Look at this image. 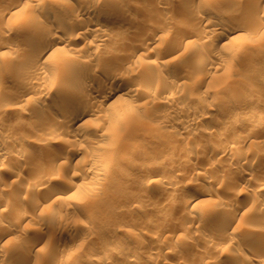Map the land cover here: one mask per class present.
I'll list each match as a JSON object with an SVG mask.
<instances>
[{
    "label": "rangeland",
    "instance_id": "obj_1",
    "mask_svg": "<svg viewBox=\"0 0 264 264\" xmlns=\"http://www.w3.org/2000/svg\"><path fill=\"white\" fill-rule=\"evenodd\" d=\"M6 1H8V3H12L15 0ZM60 1L63 3H68L69 1L74 0H37L35 1V5L33 7H26L25 3L24 7L20 9L19 13L9 14V18L7 17L4 20H0V120H3V125L0 126H3L2 128H0L2 129L0 131V138L3 139V135H6L8 132V134H11L12 141L16 140L17 142H19L21 148L25 149L26 147H30L33 148L32 150H34V153L37 152L35 154L37 159H28L30 161L29 162L27 159H21V151L19 149L20 147L17 148V146L11 147L10 145H7L6 149L8 148L7 150L11 151V157L0 158V168L3 167V170H1L0 172V229L1 226L3 227L6 225L13 228L10 235H8V237H4V244L0 248V264L20 263V256L23 247H25L28 240V243L30 242L32 236L33 238L35 237V231L38 228H41L44 233H48L51 238H46V240L43 239L39 241L36 248L33 249V256H31L27 264H55L56 262L57 264L59 262H63V264H128L127 262H129L130 258L133 256L136 248L140 249L139 254L142 256V258L148 259L153 252L151 250H154L148 243L152 240L154 241L157 230L149 229L151 230L150 234L149 230L145 231L147 235L149 234V237L151 234H154V237H150V241H148L149 237L146 234L144 235L145 232L143 233V238L145 237L144 240L147 238L146 240L148 242L145 243L146 245L141 244L142 246H140V244L137 242V236L130 235L131 233H129V231L133 229L137 230L136 228L140 230L142 226L140 227V224L138 223L143 224L145 223V221L147 222L151 215L150 213H154L156 211L155 209H158L157 206H145L143 205V203L142 207L141 199L148 197L149 195L152 197H154L155 195L157 196V194L159 195L163 190L162 188H164L163 186L168 185L166 181L163 180L150 181V183L146 181L147 178L145 177L147 174H149V171L151 169H156L159 173L160 171L164 173L165 171L168 173L171 171L170 173H172V169H174V171L177 170V168L180 169L179 166H175L178 164L177 158H179L180 162L184 159H189V157H187L185 153L183 154V152L180 150L182 147L187 146V144L190 146L191 144H193V146H195L196 148L198 147V150L200 149V153L198 155L199 158H192V167H186L183 169L187 173L185 174L187 177L183 174L184 172H181V170L180 175H178L179 177H177L176 185L174 186V188L178 187L177 189L180 188V190L177 191L176 188L173 190V198L177 200L173 201L177 205V209L175 210L174 208L173 211L171 210V215H173V217L171 218H174V220L168 218L169 216H166L167 218H165L161 215H153V217H155V219L157 220H155L153 217H150L153 218L156 222L159 220V222H161L162 224L166 223L169 224L168 226H170L168 227L166 225L168 228H165L164 235L161 233V238L159 237L160 235H158L160 234L159 232L156 234V237L162 239V237L167 238L170 236L171 238L172 235H179V233L177 234V232L182 230H178L176 226H178V223L181 222L182 219H180V217L182 218L183 215L178 216L179 212L177 210L179 209L178 207L180 205L181 206L179 211L181 210L189 197L191 199L193 197L197 200H200L201 206L207 207L209 204H211L216 195H222V200L220 202H217V213L215 210V216H217L218 214L221 216L222 209L229 206L230 197H228L229 195L226 196L228 194H226V191L228 192L230 190L229 187H232L231 185L223 184L221 187H210L207 182L202 180L201 181L203 182V184L201 181H198L199 183L197 181H194V183H196L194 184L192 178L194 177V175H196V171L200 167V165L204 166L205 163L208 164L209 162H216L220 160L219 158L221 157L219 155H214L216 154L215 151L214 153L211 152L213 150V146H220V144L222 143V147L227 149V151H232V149L236 146L235 144H238V140L235 138H238V136L242 134L244 130V133H248L249 127H243L244 129L241 128L243 125L240 124V122H238L236 118H234V114L236 112L253 110L259 116L260 114L264 115V3H254L252 0H164L166 4H168V6L166 5L165 8L162 9L161 7H159L161 4L159 0H118L120 4H128L132 7L131 14L129 15V18L126 19L124 17H121L119 11H117L116 9L107 8L105 5L106 0H94L96 3L95 11L83 13L80 17H88L92 21L101 22L103 25L105 24L104 26L109 27L111 34H113L114 30H116L114 28L116 26H123L126 28L123 31L114 32V34L112 35L114 39L113 41L104 40V49L94 55H90L93 58V61L95 60L94 62L98 63L99 67H96L97 69L95 68L98 76H102L101 74L104 73V70H112L114 69V67H116V65L119 66L123 63L124 66L120 68L122 71L117 69V76L119 77H117L118 79L116 78L113 86H117V84L121 80H134V82L139 85L141 90L145 91V89H149L152 87L154 78L157 77L159 75V72L161 71H175L177 73H183L185 76L182 77L178 82L181 84V86L180 84L174 82L173 86L174 84H176L175 86L177 87L175 88V86H172V92L174 93V91H176L175 96H178L177 94H180L179 97L183 99V102L189 101V103L191 102L195 104L197 108L195 110V114L192 115L197 116L198 114H201L203 112V116H205V119H201V123L198 126L200 128L197 129L198 132L196 131L195 134H191L188 140L181 136L173 139L171 138L170 130L176 131L177 129H179V126L176 124L172 127L168 126V129L166 131L164 130V127L159 128V126H161L160 121L155 117L157 113L166 112V107L164 108L163 105L159 106L158 104H154L151 98L147 100L140 98V95L132 96L128 94H121V96L119 95L120 97L118 96V98L116 99L115 104L111 106H108V104L107 106L101 107V109L99 110V114L101 116H94L89 114L86 115V117L79 118V123L83 124L82 127L84 128V131L86 130L85 132H87V135L94 139V143L90 145L87 140L82 139L77 145L83 148H92L94 151H99L100 153L112 152L114 153L115 157H117L119 154H121V152H124L126 150L128 145H131L132 141L137 139V141L143 144L142 154H146V156H144L146 158L144 160V167H137L132 169V171H128L127 169H122L117 165L116 167L113 166L111 170H108V166L111 164V162L107 159H104L103 157H97L95 158V160L98 161L101 166L104 165V169L97 170V168L92 167V163L89 160L88 153H82L76 156L78 160L75 159L76 163L73 164V166L68 167L64 164L59 163L60 165H55V168L51 167L52 171L50 172L49 177L52 176L54 180L52 179L53 181L51 180V182L45 181L46 183L40 185V194L38 193L34 196L29 197L28 199L26 198L25 191L30 183L28 176L31 175L28 174H32L36 170L33 168L34 166L35 168L38 167L36 163L39 161V159L42 161V164L51 166V156L55 154L56 151H58L57 149L63 148V146H61L62 144H67L68 140L78 136L77 133L72 132L67 136V138H55L53 142L43 144L42 148H37L33 144L34 140H38L43 136V132H40V130L36 129L35 127L39 125L42 119L48 117V110H52L54 107H56L57 103L54 102L53 99L55 98L58 84L61 81L65 80V74L63 73L65 68L58 65L56 63V60L54 62V59L42 62L37 61V63L40 64V68L43 67V69L47 70L51 73V75H53L49 77V80L45 79V82L47 81L48 83H50L48 84L46 82V84L48 86L52 85L49 86L52 88L48 94H46L45 96H41V98L40 96H38V94H33L27 101V103L25 102V104H23V110H28L30 111V113H27V115L23 116L20 114L21 111H16L17 113H14L15 111H12L11 113L7 111L9 110V108H6L12 101V98L17 95L20 87L23 85V81L21 80L26 73L22 72L19 69V65L23 58H25V56H27V54L29 53V51H27L26 49L23 50L17 48V43L19 42L18 40H22L23 38L25 39V37H30L27 36L29 33H25L27 34L26 36L25 34L21 36V33L17 31V26H21L18 29H23L24 25L26 24H34L35 21L33 20V16L35 15L41 16H39V21L36 23H47L48 21L45 18V15H41L40 13L41 5L53 4L54 2ZM193 6H196V8L193 9ZM198 8L201 10H199ZM135 9H138V11H136ZM158 9H160V12L157 11ZM59 11L60 10L58 9L55 12L61 14L62 12ZM157 12L158 14H154ZM217 14L223 15V24L219 26L217 30L208 37H199L200 32L205 29V17L209 15L216 16ZM187 15H191L190 24H187V22L184 21ZM231 15L234 16L231 17ZM72 17L74 16L69 15L67 19H73ZM232 21L238 22L240 26L238 31L231 34L235 35L237 39H234L230 43L220 45L216 49V52L221 54L218 68H216L215 71L218 81L211 83L210 85H212L211 88H215L218 87L220 83H222V86L216 88L218 89L216 95L211 96V98L214 99H210V96H204L206 95V85H201L200 83H198V74L195 72L200 61H203V59L207 57L206 54H208L211 47V42L213 41L216 34L220 31V29H222V26ZM161 25L165 27V30L162 29L158 32L159 34L163 35L161 37L163 40L160 38L163 43H161L160 41L158 55L157 53L154 54L155 52L152 51L153 53H149V57H146L141 61H137L134 63L129 61L128 63L126 59L122 60L123 57L125 58V56H127L125 54H128L130 49L134 45H136V41H138L134 40L136 38L131 35V31L129 32L131 28L133 29L134 27L138 26V28L140 29L139 34L143 35V33L146 32L156 31V29ZM166 26L169 27L170 32L168 31V33H165V31L168 29V27L166 29ZM14 27H16V30L14 29ZM187 28H196L197 32L199 30V33H196L197 35L191 34L190 36H188V40L187 42H185V44L177 43L178 33L180 34V31L186 30ZM57 33L64 34V32L62 31H58ZM115 38H117L118 41ZM138 43H140V41H138ZM59 44H63V42ZM80 46H82V44L78 42L76 44V47ZM174 47H177L178 49L176 50L174 49ZM107 49H111V51H114V49H118V51H120V54H118L119 56L117 54L115 56L111 53L107 54ZM65 51L67 52L66 54H68L67 56L71 57V59L80 58L83 60H87L90 57L84 56V54H80L73 49L67 48L65 49ZM122 53L125 56L121 55ZM117 56L122 57L118 58ZM125 61L127 62V64ZM226 63L228 64V66L230 65V67L231 65L235 67H231L233 68V70L235 69L233 73H231L232 70H226ZM71 74L72 75L68 86L76 88V91H80L81 89L86 88L88 89V87L92 88L94 81L87 77V75L83 71H75ZM35 79H39V75L36 74L34 79H31L28 83H32V81H34ZM227 88H229L228 90H230V92L226 91ZM120 92H122V90L117 91L116 94ZM246 95H251V98L249 99V101L243 102L242 97H245ZM218 96H220V99H217L219 98ZM204 97L215 101L214 103H212L214 105H212L211 108H201L200 100H203ZM42 109H45L46 111H43ZM222 109L226 110V112L227 110H229V112L225 114L223 113ZM205 112L206 114H208V116L205 114ZM198 117H201V115H199ZM223 119L230 121V125L232 124L231 130H218L219 122ZM247 126H250V124ZM166 128L167 127L165 126V129ZM168 130L170 132H168ZM261 130H263V128ZM254 135L255 137L253 136L252 138L255 139L257 137V140H264L262 139L264 138V132L260 131L257 134L261 138L258 137L256 133ZM251 139H248L247 142L242 145L243 151L240 149L241 152L243 154L247 152V155H250L249 153L252 154L254 151V154H257L259 152V156L261 157L262 155V158H260L261 161L259 160V162H263H258L259 164L255 163V165L251 164L252 166L247 163H244L243 165L241 164V162L236 163L240 166H237L235 164V169L231 170L235 171L237 167V169L239 168V171H232L234 173L230 172L229 178H231L232 176L234 179H236L235 177L238 176V179L240 177L239 172H242V170L240 169L243 168L246 171L249 170V175L252 174V176L250 175L251 178H249L251 182H253L254 179L256 180V177L264 175V172H261L262 170L264 171V148L259 149L256 144L252 143L253 141ZM170 144H173L175 148L170 147ZM169 147L175 150L176 148H180L174 151L177 156L173 155V153L171 156H169L170 158L167 157L165 160L164 156L162 157V155L167 149H169ZM71 148V146H67V149L65 148L66 151L63 152L71 154ZM177 151H181V153L179 154ZM260 152L262 153L261 155ZM153 156H158L157 158L160 163H157L154 158H152ZM184 156H186L187 158ZM14 157L16 160L14 159ZM18 158L20 160H18L20 164L16 166V172L14 174L6 173L4 171V168H9V166L11 168V165H13V161H17ZM171 158H175L176 162H174L175 159H173V161ZM35 160L38 161L34 162ZM222 164L224 165L225 162H222ZM182 168L183 167H181V169ZM31 170L34 171L31 173ZM73 171H76L79 174H76L74 176ZM65 172H69L68 174L72 176V180L76 179L77 183H81L84 180L86 183L88 181L90 182H88V186H86V183L83 182L81 183L79 188L76 189V192L72 197L79 202V206L75 207L74 209H70L71 211L67 210L65 207L66 205H64L63 203V198H66L67 196L68 197L64 202H66L68 198L71 201H74L73 199H71V194L70 196L68 195L70 192H65L64 190L62 191L63 186L65 187V185L63 184L64 180L61 179L67 177L68 179H70L69 176H64ZM80 173H84L82 175H84L85 178H81L82 175L80 176ZM227 173L228 170H221L220 176ZM65 175L67 174L65 173ZM138 177H140L141 179H139ZM99 180H101V182H99ZM188 181L190 184L188 183ZM51 183H55L57 185L55 186V184L52 185ZM184 183L186 184L184 185ZM188 184L192 186H189ZM197 184L199 186L201 184V186L199 187ZM206 185L212 188L211 191L210 188L208 189ZM49 186H54L57 191L54 190V193L52 191L53 187L50 188ZM252 186L253 185L251 184H245L243 186H239L237 190L250 194L254 193V190L257 194L258 190L253 189ZM204 188H206L207 190H205ZM214 188L215 190H213ZM50 189H52V192L50 191ZM174 191H176L177 194ZM42 192L46 193L45 198L48 194V198H44V202L41 207L33 209V207L30 206L31 203H33L37 199V197L42 194ZM49 193H51V196L49 195ZM259 193L264 194V190H259ZM58 196H61V198H59ZM3 199L4 201H2ZM61 199H63V201ZM179 202H181L182 204H180ZM4 204H8L10 209L6 205L8 207L7 209ZM20 204H23L29 216L18 218L19 216H17L16 210L19 208ZM63 206L65 209L63 208ZM4 207L6 209H4ZM152 207L156 208L154 209ZM1 208L3 210H1ZM153 209L155 211H153ZM258 210L260 211V214L264 216V206H260V208H258L256 211ZM42 212L44 214L43 216L39 214ZM30 214L33 216L41 215V217H44V220L42 221V223L40 221H34L31 218ZM184 217L185 216H183V218ZM255 219L257 218L254 217V220L251 221V218L244 215L238 218V221H240L239 231H241L242 234H232L234 237L239 235L237 237L239 240L236 238L237 242L232 244L233 246L229 245L227 249L223 251L224 253L221 252V256H219L220 253L214 252L213 255H215L216 253L215 256L220 259H217L218 262L216 264H231L234 262L232 260H234L233 258L235 257V254L238 255L240 250L244 251L246 247H248V245L251 247H248L247 249H251L253 248V244L258 245L261 242L260 240H256L258 244L255 241L251 244L246 241L247 239L245 235H247L249 230L253 228L252 226L256 225L258 227H261V225H263L262 227H264L263 219ZM137 221L138 223H136ZM216 222L218 224L220 221L216 220ZM216 222L215 220H212V224L214 223L212 226H216ZM90 225H92L91 230H88L90 228ZM164 227L165 226H163V228ZM173 228H177L176 234L175 230L173 231ZM24 229H29V231H27V234L23 233L25 232ZM65 229H68L69 231L67 230V232H65ZM152 231H154V233H151ZM183 232L186 231L183 230ZM188 232L189 231H187V233ZM167 233L169 236L167 235ZM192 234H195V232L191 234L189 233V235ZM214 236L217 235L213 234V236L210 237L214 238ZM113 237H115L116 239L111 241L110 239ZM210 237L209 235L207 236V238L209 239ZM18 238L20 239L18 240ZM166 238H164L163 241ZM168 239H166V241ZM198 239L199 240L197 242L199 244L195 242L194 247L193 245H191L192 247H190V245H188L189 247L183 246L180 242L179 244L172 246H174L175 248L179 247L180 249L177 248L179 249V252L184 247V249L188 248L189 250L186 249L185 251L190 252H185L184 249H182L181 251L182 254L184 252L187 253V255L183 254L184 257H189L188 255H191L189 258H194L195 255H200L202 257L204 255H208L211 250L207 246L205 248V245L202 244L203 241L200 240V238ZM245 242H247V244ZM200 245L203 246L201 247ZM237 245L238 247H236ZM199 247L201 248L199 249ZM207 249L208 252L206 251ZM164 251L162 250L160 252L161 254H158H160L159 256L162 258V260L165 261V259H167V256H165ZM230 252L233 254H230ZM212 253L213 251L211 252V254ZM228 253L230 254V256ZM226 254H228V256H226ZM105 255H112L114 261L112 260L111 262L106 263L102 262L101 258ZM162 255L164 256L162 257ZM233 255L234 257H231ZM225 256L229 259H226ZM174 259L175 258H170L168 256L167 260L173 261ZM96 260L98 261L97 263H92ZM175 261L177 260L175 259Z\"/></svg>",
    "mask_w": 264,
    "mask_h": 264
},
{
    "label": "bare ground",
    "instance_id": "obj_2",
    "mask_svg": "<svg viewBox=\"0 0 264 264\" xmlns=\"http://www.w3.org/2000/svg\"><path fill=\"white\" fill-rule=\"evenodd\" d=\"M35 1H37V0H15L12 3L11 2L8 3V1H6V0H0V9H1L0 20H4L5 18H7L9 16V14L19 13L20 9L24 7L25 3H26V5H25L26 7H29V6L33 7L35 5ZM192 1H194V0H192ZM236 1H238V0H236ZM252 1L254 3H261V2L264 3V0H252ZM159 2L161 4H160V6L159 5L158 6L161 7L162 9L165 8L166 5L168 6V4H166V2L164 0H159ZM95 5H96V3L94 0H74V1H69L68 3H63L60 1V2H54L53 4L41 5L40 13H41V15H45V18L48 21L47 23H44V24L43 23H39V24L36 23L39 21V18L41 16L39 15L40 16L39 17V16L35 15V16H33V20L35 21L34 24L33 23L26 24V25H24L23 29L22 28L18 29L21 26H17V31L21 33L20 34L21 36L24 35L25 33H29L28 35L25 34V36L26 35L30 36L29 38L25 37V39L23 38L22 40H18L19 42L17 43V48L23 49V50L26 49L27 51H29V53L27 54V56H25V58H23V60L20 62V65H19V69L22 72L26 73L25 76L21 80V81H23V83H22L23 85L18 90L17 95L12 98V101L10 102L9 106L6 107L7 109L9 108V110H7V111L11 112V113H12V111H15L14 113H17L16 111H21V113L19 112L21 115H23V116L27 115V113H30V111L23 110V104H25V102L27 103V101L30 99V97L33 94H38V96H40V98H41V96H45L46 94L49 93V91H51L52 87H49V86H52V85L48 86L46 84L47 81L45 82V79L49 80V77H51L53 75H51V73L48 72L47 70L43 69V67L40 68L39 67L40 64H38L37 61L42 62V61L54 59V62L56 60L57 61L56 63L58 65L63 66L65 68L64 72H63L65 74L64 75L65 80L61 81L58 84V88H57V91L55 94V98L53 99V101L57 103L56 107H54L52 110H48L49 111L48 117H45L44 119H42V121L36 127L34 126L36 129H39L40 132H43V136L41 138H39L38 140H34L35 143L33 142V144L37 148L38 147L42 148L43 144L51 143V142H53V140H55V138H62V139L67 138V136L72 132H75L78 134L77 137H74V138L68 140L67 144H64V145L62 144L61 146H63V148H61V149L58 148L57 149L58 151L55 150L56 153L51 156L52 162L49 161L51 163V166L50 165L47 166V165L42 164V161L40 159H39V161L38 160L34 161V162L38 161L36 163L38 165V167L35 168V166H34L33 169H36L35 171L33 170L34 172L31 170V173L33 172L32 173L33 175L28 174V175H31V176H28L30 183H29V186H27V188L25 190L26 191V198H28V199H29V197L34 196V195L39 193L40 185L46 183L45 181L51 182L52 179L54 180V178H52L51 175H50L51 177H49V174L52 171L51 167L55 168V165H60V164H64L65 166H68V167L73 166V164L76 163V160H75V159H77L76 156H78L82 153H86V154L88 153L89 160L92 163V167L97 168V170L98 169H100V170L104 169V165L101 166L98 163V161L95 160V158H97V157H103L104 159H107L111 162V164L108 166V170H111L113 166L116 167L117 165L122 169H127L128 171L129 170L132 171V169L137 168V167H140V168L142 166L144 167V164H145L144 160L146 159L144 156H146V154H142L143 144L140 143L139 141H137V139L132 141L131 145H128L126 150L124 152H121V154H119L117 157H115L114 153H112V152L100 153L99 151H94L92 148H83V147H80L79 145H77L80 142V140H82V139L87 140L90 145H92L94 143V139L87 135V132H85L86 130L84 131V128L82 127L83 124L79 123V120H80L79 118L86 117V115H89V114L94 115V116H101L99 114V110L101 109V107L107 106L108 104H109L108 106L115 104L116 99L118 98L119 95L121 96V94H128V95H132V96H139L140 95V98L147 99V100H149V98H151L152 101L154 102V104H158L159 106L163 105L164 108L166 107V109H167L166 112L157 113L155 115V117H156V119H158L160 121L161 126H159V128L164 127V130H166V131L168 129V126L172 127L175 124L179 126V129H177L176 131L170 130L171 131L170 132L168 130V132L171 133V134L169 133L171 135V138H173V139H176V137L181 136V137L188 140L189 136L191 134H195L197 129L200 128L198 126L201 123V119H205V116H203L204 115L203 112H202L203 114L201 113V114H198L197 116H195V115L193 116L192 114H195V110L197 108L196 105L191 103V102L189 103V101L183 102V99L181 97H179L180 94H177L178 96H175L176 91H174V93L172 92L173 83L176 82L177 84H180V83H178L179 80L185 76L183 73H177L175 71L174 72L161 71V72H159V75L154 78V81L152 83L153 84L152 87L149 89H145V91L141 90L139 85H137V83L134 82V80H130V81L129 80H121L117 84V86H115V87L113 86L114 82L116 81V78L119 77V76H117V74H118L117 71L121 70L120 68L124 66L123 63L119 66L116 65V67H114V69H112V70L111 69L110 70L109 69L104 70V73L101 74L102 76H100V77L98 76V73H96V71H95V68L99 67L98 63L94 62L95 60L93 61V58L90 55H94V54L98 53L99 51H102L104 49V40L113 41L114 39H113L112 35L114 34V32L123 31L126 28L123 26H116V27H114L116 30H114L113 34H111L109 27L104 26L105 24L103 25L101 22L92 21L88 17H84V16L80 17L83 13L95 11ZM105 5L107 8H110V9L114 8L117 11H119L120 16L124 17L126 19H128L129 15L131 14L132 7L129 6L128 4H123V3L120 4V2L118 0H106ZM155 8H156V6H155ZM192 8L194 9V8H196V6L195 7L193 6ZM58 9L62 12L61 14H59L58 12L57 13L55 12ZM160 9H158L157 11L160 12ZM151 10H153V9H151ZM199 10H201V9H199ZM136 11H138V9ZM154 14H158V12L154 13ZM69 15L74 16V17H72L73 19L68 20L67 17H69ZM190 16L187 15V17L184 19V21H186L187 24H190V22H191ZM233 16L234 15H231V17H233ZM223 18H224L223 15H220V14H217L216 16L209 15V16L205 17V23H206L205 29H203L202 32H200L199 37L204 38V37H208L209 35L213 34V32L216 31L217 28L223 24L222 23ZM167 27L168 26H166V29H167ZM239 27H240L239 23L234 22V21L226 23V25L222 26V29H220V31L216 34L213 41L211 42L210 50H209L208 54H206L207 57L205 56L206 58L203 59V61H200V63L197 65V70L195 72L198 74L197 75L198 76L197 81L201 85H204V84L206 85V89L204 88L206 91V95H204V96H210V99H214V98H211V96L216 95V93L218 91V89H216V88H219L220 86H222V83H220L219 86L215 87V88H211L212 85H210L211 83L218 81V78H217V75L215 74V71H216V68H218V64L220 62L219 60L221 58V54L217 53L216 49L220 45L230 43L234 39H237V37L235 35H231V34L233 32L238 31ZM15 28L16 27H14V29ZM162 29L165 30V27L161 25L156 29V31L146 32V33H143V35H141V34H139L140 29L138 28V26L134 27L133 29L131 28L129 30V32L131 31V35L136 38L134 40H138V41H140V43H138V41H136L137 42V43L135 42L136 45L133 46V44H132L133 47L130 49L128 54H125L127 56L123 55V53H122L121 55L125 56V58L123 57L122 60L126 59L128 63H129V61H131L133 63L137 62V61H141V60H144V58L149 57L150 56L149 53H151L152 51L155 52L154 54L157 53V55H158V51L160 48L159 45H160V41L162 39L161 37L163 36L162 34H159L158 32H159V30L161 31ZM170 29H171V27H170ZM58 31H62V32H64V34H58L57 33ZM168 31H169V27L165 31V33L166 32L168 33ZM171 31H172V29H171ZM196 33H199V30L197 32L196 28H194V29L193 28H187L186 30L180 31V34L178 33L177 43H184L185 44V42H187V40H188V36H190L191 34L194 35ZM117 38H115V39H117ZM117 41H118V39H117ZM117 41H115V42H117ZM62 42H63V44H59ZM78 42L81 43L82 46L76 47V44ZM161 43H163V42L161 41ZM18 44H19V46H18ZM177 47H179V46H177ZM177 47L176 48L174 47V49L177 50L178 49ZM67 48L73 49L74 51H77L80 54H84V56H88V57L90 56V57L89 58L87 57L88 58L87 60L86 59L83 60L80 58L71 59V57H68L67 56L68 54H66L67 52L65 51V49H67ZM172 50H173V48H172ZM106 52H107V54L111 53L114 56L116 54L117 55L120 54V51H118V49L117 50L114 49V51H111V49L110 50L107 49ZM121 57H118V58H121ZM127 62H126V64H127ZM125 66H127V65H125ZM231 67H234V66L231 65ZM231 67H230V65L228 66V64L226 63V68H227L226 70H228V69L232 70L231 73H233V71L235 69L233 70V68H231ZM75 71L76 72L77 71L78 72L83 71L87 75V77H89L92 81H94L92 88L88 87V89L87 88L81 89V90L79 89L80 91H76L77 90L76 88H74L72 86L71 87L68 86L71 75H72L71 73L75 72ZM195 73H193V74H195ZM36 74L39 75V79H35L34 81H32V83H28L31 79H34ZM48 84H50V83H48ZM175 85L176 84H174V86ZM180 86H181V84H180ZM176 87L177 86H175V88ZM228 89L229 88H227L226 91L230 92V90H228ZM119 90H122L123 93L120 92V93L116 94L117 91H119ZM181 96H183V95H181ZM250 96L246 95L245 97H242L243 102L249 101V99L251 98ZM218 97L219 98H217V99H220V96H218ZM223 98H225V97H223ZM210 99H207V97H204L203 100H200L201 101L200 106L202 109L209 108V107L211 108V106L214 105L212 103H214L215 101L210 100ZM144 102H146V101H144ZM245 108H247V107H245ZM27 109H29V108H27ZM224 109H225V107H224ZM224 109H222L223 113L226 114L229 112V110H227V112H226V110H224ZM2 111H3V109H2ZM43 111H46V110L44 109ZM160 112H161V110H160ZM205 114H206V112H205ZM199 115H201V117H198ZM206 115L208 116V114H206ZM261 115L262 114H260V116L257 115L256 112L253 110H249V111L247 110L244 112H236L234 114V118H236V120L238 122H240V124L243 125L241 128H243V127L248 128L249 127L248 133H244V131H245L244 130L243 133L238 136V138H235L238 140V144H235L236 146L232 149V151H227V149L222 147V145H223L222 143H221L222 145L219 143L220 146L219 145L213 146V150L211 152L214 153V151H215L216 154H214V155L215 156L219 155L221 157V158L218 157L220 160L216 161V162L212 161L209 163L206 161L208 163V164L205 163L206 166L204 165V163L202 161L204 166L200 165V167L196 171V175H194L193 178L190 177L193 179V183H194V181L198 182V181L202 180V181L207 182L210 187H214V186L215 187H218V186L221 187L223 184L224 185L229 184L232 186V187H229L230 190L228 189L229 190L228 192L226 191V194L228 193L226 196L229 195L228 197H230L229 198L230 203L228 202L229 206L222 209L221 216L219 214H218L219 216L218 215L215 216V214L217 213V210H216L217 205H218L217 202H220L222 200V197H221L222 195L221 196L216 195L215 198L212 200L211 204H209L207 207L201 206L200 200H197L196 198H193V197L191 199L189 197V199L186 200V203L184 204V206L181 208L180 211H179V209H180L181 205L180 206L178 205L179 206L178 207L179 209L177 210L179 212L178 216L183 215L185 217L184 218H183V216H182V218L180 217V219H182V220H181V222L178 223V226H176V227L178 228V230L180 229L182 231L177 232L176 231L177 228L176 229L173 228V231L175 230V234L177 232V234L179 233V235H176V236L172 235L170 238V236L167 233V235L169 237H167V238L162 237V239H160L162 236L161 233L164 235L165 228L169 224L163 223L164 224L163 225L161 222H159V220L156 222L155 220H157V219H155V217H153V215H161V216H164L165 218H167L166 216H169L168 218L173 217V215H171L172 214L171 212L173 211L174 208H175V210L177 209L176 208L177 205L175 204V202H173L175 200L173 198L174 197L173 190L176 188V187L174 188V186L176 185L177 177H179L178 175H180V170L182 173L184 172L183 173L184 175L187 174L183 169L186 167H192L193 162L191 159L192 158H199L198 155L200 153L199 152L200 149L198 150V147L196 148L195 146H193V144H191V146L187 144V146L182 147L180 150L183 152V154L185 153V155L187 157H189V159L183 158L184 160H182L180 162L179 158H177L178 164L175 166H179L180 169L177 168V170H175V171H174V169H172V171H173L172 173H170L171 172L170 170H169L170 171L169 173L166 172L165 170H164L165 173L161 172V171L159 173L156 169H151L149 171V174H147L145 177V178H147L146 181L150 182V181L163 180V181H166L168 186L162 185L164 188H162L163 190L160 192L159 195L157 194V196L155 195L154 197H152L149 195L148 197L141 199L142 200L141 206L143 203V205H145V206H148V205L153 206L154 205V206L158 207V209H155L156 207L155 208L152 207L156 210L155 211L153 209V211H155L154 213H150V211H149V213L151 214L150 217H153L155 220L153 218L149 217V219H148L149 221L147 220V222L145 221V223H143V224L138 223V221H137L136 223L140 224L139 226L140 227L142 226V227L140 228V230H138V228H136L138 231L134 230V229L130 230L129 233H131L130 235L137 236L136 237L137 242L140 244V246H142L141 244L144 245L145 243L150 241L151 236L154 237L153 236L154 234H151L150 237L148 236L150 234V231H151L149 229L157 230V233L158 232L160 233V234H158V235H160L159 236L160 238L156 237L157 236L156 235L157 233H156L155 238L157 240L154 238V241L152 240L148 243L151 245V248L154 249V250H151L153 252L148 259L142 258V256L139 254L140 249L136 248L134 253H133V256L130 258L129 262H127L128 264H212V263L216 264L218 262V260H220V259H218L215 256L216 253H215V255H213L214 252L220 253L219 256H221L222 255L221 252H223L225 249H227V247L229 245L233 246L232 244L237 242L236 238L239 235L235 236V237L233 235L234 234L237 235L238 233L242 234L241 231H239L240 221H238V218L240 216H243V215L248 216L249 218H251V221L254 220V217L257 218L255 220H258V219L264 220V216L260 214V211L259 210H258L259 212L256 211L258 208H260V206L261 207L264 206V194L259 193V190H261V191L264 190V175L263 176L261 175L260 177H256V180L254 179V181L251 182L249 178H251L250 175L252 176V174L249 175V172H248L249 170L246 171L243 168V169H240V170H242V172L241 171L239 172L240 177L238 179H237L238 176L235 177L236 179H234L232 176H231V178H229L230 172L234 171L231 169H235V166L237 165L236 163L241 162L242 165L244 163L245 164L247 163L250 165L251 164L255 165V163L259 162V160L261 161V159H260V158H262L261 152H260L261 157L258 154L259 152L257 154H254L255 153V151H254L252 154L249 153L250 155H247L248 154L247 152H246L247 154L245 153L246 155L241 152V150L243 149L242 145L245 144L248 139L250 140L253 136L255 137V135H254L255 133L257 135L260 131L264 132L263 131L264 130V117H263L264 115H262V116ZM2 121L3 120H0V126L3 125ZM229 122H230L229 120L227 121L225 119L220 121L219 125H218L219 126L218 130L219 129L220 130H223V129L224 130L225 129L231 130L232 124L230 125ZM249 124H250V126H247ZM165 126L167 127L166 129H165ZM2 127H0V128H2ZM262 128H263V130H261ZM209 129H211V128H209ZM1 130L2 129H0V131ZM5 134H6V132H5ZM3 137H2L3 139L0 138V158H6V157L9 158V157H11V151L7 150L8 148L6 149L7 145H10L11 147L17 146V148H18V147H20V143L17 142L16 140L12 141L11 134L10 133L8 134V132L6 135H3ZM258 137H260V136H258ZM253 139L254 138L251 139L253 141L252 143L256 144L259 147V149L264 148L263 147L264 146V140L263 141L257 140V137L254 140ZM262 139H264V138H262ZM172 145L170 144V147L173 148L174 145L173 146ZM67 146L72 147L71 148L72 149L71 154L63 152V151H66L65 148L67 149ZM257 146H256V148H257ZM170 147L162 155V157L164 156L165 160L167 157L170 158L169 156H171L174 153V151H176L177 149L180 148V147L176 148V150H175V149H171ZM19 149L21 151V153H20L21 159H27L28 160V159L36 158L35 154L37 152L34 153V150H32L33 148H30V147L27 148L26 147L24 149V148L20 147ZM62 149H64V150H62ZM263 150H261V151H263ZM181 151L180 152L177 151V152L180 154ZM173 155H176V154L174 153ZM186 156H184V157H186ZM139 157H142V158H139ZM157 157L153 156L152 158H154V160L158 163L159 161H158ZM175 158H173V159H175ZM14 159H15V157H14ZM15 160L13 161V165H11V168H10V166H9V168L8 167L4 168V171L6 173L14 174L16 172L15 168L17 165L20 164V162H19L20 160H19V158L17 159V161H15ZM47 160H49V159H47ZM167 160H169V159H167ZM200 160H201V158H200ZM161 162H163V161H161ZM174 162H176V159ZM222 162H225V164L223 165ZM262 162H259V163H262ZM43 163H44V161H43ZM58 167H57V169H58ZM181 167H183V168L181 169ZM248 167H249V165H248ZM140 168H138V169H140ZM238 169L236 167L235 171H237ZM1 170H3V167L0 168V172H1ZM221 170H228V173L220 176ZM73 172H74V176L76 174H79L76 171H73ZM94 172H96V171H94ZM234 172H232V173H234ZM261 172H264V171L262 170ZM65 173L67 175H65ZM65 173H64V176H66V177L69 176L70 179H68V177L61 179V180H64V183L63 182L62 183L65 185V187L63 186L62 191L64 190L65 192H70L69 194L68 193L67 194L69 196L71 194V197H72L74 195V193L76 192V189L79 188V186L81 185V183H83V182L86 183V182L84 180L81 183H77L76 179L72 180V178H71L72 176H70V174H68L69 172H65ZM251 173H252V171H251ZM82 174H84V173H80V176ZM0 176H1V174H0ZM143 176H142V178H143ZM83 177H84V175L81 176V178H83ZM186 177H183V178H186ZM138 178L141 179L140 177H138ZM192 179H190V180H192ZM88 182L86 183V186H88V184L90 183V182L89 183ZM99 182H101V180H99ZM188 183H189V181H188ZM54 184H52V185H54ZM99 184H101V183H99ZM185 184L186 183H184V185ZM194 184H196V183H194ZM202 184H203V182H202ZM245 184L253 185L252 186L253 189L258 190L257 192L259 194L258 193L256 194L254 190H253L254 193H251V194L246 193V192L245 193L240 192L237 190V188L239 186H243ZM56 185L57 184H55V186ZM189 186H192V185H189ZM200 186H201V184H200ZM49 187H48V189H49ZM52 187H50V188H52L53 190L50 189V191L51 190L53 192H54V190L57 191V189L54 186H52ZM181 187H183V186H181ZM210 187H208V189ZM184 188H185V186H184ZM190 189H192V188H190ZM204 189L207 190L206 188H204ZM211 189L212 188H210V191H211ZM46 190H45V192H46ZM178 190H180V188L177 189V191ZM213 190H215V188ZM58 191H61V190H58ZM45 192L44 193L42 192V194L39 197H37V199L33 203H31L30 206H32L33 209H37V208L41 207V205L44 202V198H45V194H46ZM174 192L176 193V191H174ZM47 193H48V191H47ZM43 194H44V196H43ZM50 194L51 193H49V195ZM47 196H48V194H47ZM47 196H46V198H48ZM58 197L61 198V196H58ZM66 198H63L64 201L66 200ZM223 198H224V195H223ZM63 199H61V200L63 201ZM71 199H73V197ZM73 200L74 201H71L68 198L66 202L63 201L64 205H66L65 207L67 210L74 209L75 207L79 206V202L75 199H73ZM2 201H4V199ZM175 201H177V200H175ZM179 203L182 204L181 202H179ZM6 205L8 206V204H4V206L8 209L9 206L7 207ZM20 206H23V204L22 205L20 204ZM20 206L17 210L15 209L17 212V216H19L18 218L29 216L25 207L24 206L20 207ZM5 207H4V209H6ZM63 208H64V206H63ZM9 209H10V207H9ZM1 210H3V209L1 208ZM215 210H216V213L214 214ZM252 213H254V214H252ZM39 214H41L42 216L44 215L43 212L39 213ZM41 215H39L40 216L39 217L37 215L33 216L30 214L31 218L34 221L36 220L37 222L40 221L42 223V221L44 220L43 219L44 217H41ZM161 216H160V218H161ZM178 218H175V219H178ZM145 220H146V218H145ZM164 220H166V219H164ZM171 220H174V218H171ZM212 220H215V222H216V220H219L221 223L219 222L220 224L218 223L219 224L218 225L217 224L218 221H217L215 223L217 225L212 226L214 224V223L212 224ZM142 222H143V220H142ZM210 222H211V226H210ZM169 223H171V222H169ZM163 226H165V227L163 228ZM262 226L263 225H261V227H258L256 225L252 226L253 228H251L249 230L248 234L246 233L247 235H245L247 242L252 244V242L255 241L257 243L256 240H260L261 241V242L259 241L260 245L258 243H257L258 245L253 244V246H252L253 248L247 249L248 247H251L248 245V247H246V249L244 251L240 250L238 255L235 254V257H234V255L231 256V257H234L233 258L234 260H232L234 262L231 264H264V227H262ZM64 227H66V226H64ZM91 227H92V225H90V228L88 227L89 228L88 230H91ZM168 227H170V226H168ZM12 229H13L12 227H8L7 225L3 226V227L1 226V229H0V248L4 244L3 243L4 237H8V235H10V233L12 232ZM67 230L65 232H67ZM147 230H149L148 235L145 232ZM183 230L186 232H183ZM27 231H29V229L25 230V232H23V233L27 234L28 233ZM187 231H189V232L187 233ZM35 232H36L35 237L33 238V236H32V239L30 240V242L28 243V241H29L28 240L26 242L25 247H23V249L21 251V256H20L21 262L18 264H27L28 261L30 260L31 256H33V253H34L33 249L36 248L39 241H41L43 239L46 240V238L47 239L51 238V236L48 235V233H46V232L44 233L41 230V228H38ZM194 232H195V234L189 235V233L191 234ZM143 233H144V235L146 234L149 237L148 241L146 240L147 238L144 240L145 237L143 238ZM151 233H154V231H152ZM186 233L189 236H187ZM172 234H174V233H172ZM210 234H212V235H210ZM213 234H216L217 236H214V238H211L213 236ZM170 235H171V233H170ZM208 235H209V237L211 236L210 239L207 238ZM245 236H244V238H245ZM11 237H13V236H11ZM164 238H166V239L169 238V239L167 241H166V239L163 241ZM198 238H200V240L203 241V242L202 241L201 242L203 245H205L204 246L205 248L207 246L211 250V252L213 251L212 254H211V252H209L208 255L203 254L204 255L203 257L200 255H197L198 256L197 257L195 255L196 258H195V256H194V258H192V257L189 258L191 255H188L189 257L183 256V254L187 255V253H185V252H190V251H185L188 248H186V249H184L185 247L182 248L185 251V252L183 251L184 253L182 254L181 253L182 249L179 252L180 248L177 247V248H179V249H177L174 247L175 245L179 244V242L183 246L189 247L188 245H190V247H192L191 245H193V247H194L195 246L194 243L199 240ZM6 239H8V238H6ZM19 239L20 238H18V240ZM114 239H116V238L113 237L110 240L113 241ZM11 240H12V238H11ZM247 242H245V243L247 244ZM17 243H18V241H17ZM198 244H197V246H198ZM172 245H174V246H172ZM201 247H199V249ZM236 247H238V245ZM69 249H71V248H69ZM164 249H165V251H164ZM162 250L164 251L165 256H167V259L169 256L170 258H175L177 261H175V259L172 261V260H167L165 258H164L165 261L162 260V258L159 256L161 254L160 252ZM37 251H38V249H37ZM206 251L208 252V249ZM19 253H20V251H19ZM158 253H160V254H158ZM225 253H226V251H225ZM228 254H226V256H228ZM230 254H233V253L230 252ZM230 254H229V256H230ZM40 255H42V254H40ZM223 255H225V254H223ZM163 256L164 255H162V257ZM199 256H200V258H199ZM227 258L228 257H226V259ZM101 259H102V262H105V263L111 262L112 260L114 261L112 255H105ZM221 259H223V258H221ZM222 261H220V262H222ZM97 262L98 261L96 260V261H93L92 263H97ZM55 264H57V262ZM58 264H63V262H59Z\"/></svg>",
    "mask_w": 264,
    "mask_h": 264
}]
</instances>
